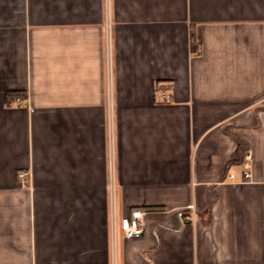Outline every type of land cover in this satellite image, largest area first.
I'll use <instances>...</instances> for the list:
<instances>
[{"label": "crops", "instance_id": "obj_1", "mask_svg": "<svg viewBox=\"0 0 264 264\" xmlns=\"http://www.w3.org/2000/svg\"><path fill=\"white\" fill-rule=\"evenodd\" d=\"M112 152L118 264H264V0H0V264H112Z\"/></svg>", "mask_w": 264, "mask_h": 264}, {"label": "built area", "instance_id": "obj_2", "mask_svg": "<svg viewBox=\"0 0 264 264\" xmlns=\"http://www.w3.org/2000/svg\"><path fill=\"white\" fill-rule=\"evenodd\" d=\"M107 47L110 50V24H107ZM110 38V39H109ZM163 100L170 101L171 94L168 88L161 89ZM109 91V102H108V122L112 136L113 146V135H114V115H113V101L110 99ZM113 150V147H112ZM242 172L241 174L230 172L228 178L231 180L241 179L247 180L252 177V153L249 149H246L242 159ZM31 173L29 170H20L18 177L22 184H27ZM117 174H116V163L114 153L109 160V178H108V194L110 203V217H111V242H112V264H118L117 260V241L120 234L124 237L138 236L144 232V210L140 208L131 209L126 214H120L118 209V186H117Z\"/></svg>", "mask_w": 264, "mask_h": 264}, {"label": "trees", "instance_id": "obj_3", "mask_svg": "<svg viewBox=\"0 0 264 264\" xmlns=\"http://www.w3.org/2000/svg\"><path fill=\"white\" fill-rule=\"evenodd\" d=\"M198 46H199V44L197 42H195L194 48H198ZM27 98H28V93L26 90H10L7 93L6 104L8 106H13V105L18 103L19 99L27 100ZM245 150L243 151V154H244ZM243 154H242V159H243Z\"/></svg>", "mask_w": 264, "mask_h": 264}, {"label": "rangeland", "instance_id": "obj_4", "mask_svg": "<svg viewBox=\"0 0 264 264\" xmlns=\"http://www.w3.org/2000/svg\"><path fill=\"white\" fill-rule=\"evenodd\" d=\"M110 39V38H109Z\"/></svg>", "mask_w": 264, "mask_h": 264}]
</instances>
